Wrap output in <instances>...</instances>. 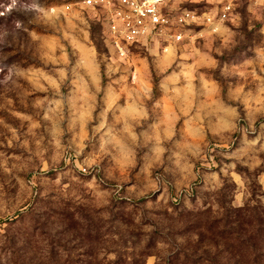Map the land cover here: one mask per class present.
<instances>
[{
    "label": "rangeland",
    "instance_id": "374dc122",
    "mask_svg": "<svg viewBox=\"0 0 264 264\" xmlns=\"http://www.w3.org/2000/svg\"><path fill=\"white\" fill-rule=\"evenodd\" d=\"M221 4L121 56L102 9L0 0V264H264V0Z\"/></svg>",
    "mask_w": 264,
    "mask_h": 264
},
{
    "label": "built area",
    "instance_id": "2783aa9c",
    "mask_svg": "<svg viewBox=\"0 0 264 264\" xmlns=\"http://www.w3.org/2000/svg\"><path fill=\"white\" fill-rule=\"evenodd\" d=\"M169 1L171 0H82L86 6L103 10L109 38L121 56L125 55L128 44L135 43L142 37L167 35L173 41L181 39L179 31L174 28L170 32L169 28L194 17V13L187 9L170 14L166 10ZM221 1L219 20L224 19L231 10L232 0ZM206 19L210 21L211 17L207 15ZM166 30L169 32L166 33Z\"/></svg>",
    "mask_w": 264,
    "mask_h": 264
}]
</instances>
